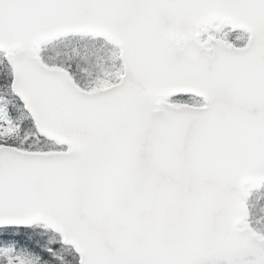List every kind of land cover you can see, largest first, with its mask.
<instances>
[{"label":"snow or ice","instance_id":"obj_1","mask_svg":"<svg viewBox=\"0 0 264 264\" xmlns=\"http://www.w3.org/2000/svg\"><path fill=\"white\" fill-rule=\"evenodd\" d=\"M0 264H264V0H0Z\"/></svg>","mask_w":264,"mask_h":264}]
</instances>
